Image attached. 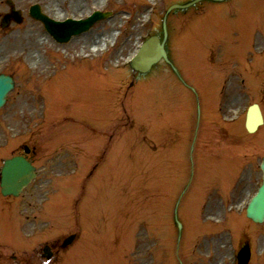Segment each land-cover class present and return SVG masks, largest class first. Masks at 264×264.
Wrapping results in <instances>:
<instances>
[{
	"label": "rangeland",
	"instance_id": "1",
	"mask_svg": "<svg viewBox=\"0 0 264 264\" xmlns=\"http://www.w3.org/2000/svg\"><path fill=\"white\" fill-rule=\"evenodd\" d=\"M187 1L11 0L10 7L8 0H0V74L12 75L16 82L0 109V169L5 159L21 154L20 146L29 132H35L40 145L32 156L38 177L25 195L0 197V264H235V255L245 242L251 244L249 264H264V222L246 217L249 199L262 179L257 165L264 156V125L250 136L241 135L242 123L229 130L223 121V114H234L227 112L229 108L242 112L253 102L264 104V66L247 70L243 53L220 56L228 53L219 49L212 60L210 51L206 54V65L225 73L223 77L238 70L237 89L246 90L244 96L250 98L229 104L235 106L228 109L224 106L218 117L207 116L204 130L200 127L196 137L193 166L189 148L195 125L199 121L202 126V108L196 109L193 91L182 87L165 62L142 76L135 87L129 80L138 74L129 69L123 73L112 70L130 60L143 34L157 33L170 4ZM34 4L50 18L61 16L58 19L65 14L82 18L92 10L115 14L69 42L59 43L48 36L42 22L29 16ZM152 6H158L154 23L144 29L142 23ZM14 7L21 12L22 22L2 28L4 16ZM169 15L172 59L201 101L202 42L212 35L233 38L235 26L243 28L235 29L240 37L251 32L254 40L264 38L255 32L264 31V0L203 2ZM115 42L102 61L80 60ZM260 45L264 48V41ZM116 81L119 88L112 86ZM169 117L173 122H185L184 128L170 119L161 125ZM55 131L83 137H90L93 131L123 134L108 151L104 169L94 171L88 179L91 164L73 172L71 157L67 160L70 153L61 154L57 149ZM125 134L133 138L129 146ZM133 143L138 146L136 151ZM89 145H77V163L83 164L84 157L90 156ZM126 147V172L115 167V172L108 173L114 167L113 159L121 162ZM91 149L96 157L101 145ZM72 157L76 162L75 155ZM251 165L255 166L252 176ZM105 173H111L109 179ZM176 206L183 224L181 236L173 213ZM25 217L32 221L29 230L36 231L25 236L33 238L30 243L17 236L18 222ZM57 228L59 233L52 235ZM72 234H77L73 245L57 250L56 255L52 249L50 258L44 255L45 245L54 240L61 243ZM8 243L11 247L3 246Z\"/></svg>",
	"mask_w": 264,
	"mask_h": 264
},
{
	"label": "water",
	"instance_id": "2",
	"mask_svg": "<svg viewBox=\"0 0 264 264\" xmlns=\"http://www.w3.org/2000/svg\"><path fill=\"white\" fill-rule=\"evenodd\" d=\"M196 1L195 0L192 3H189L184 6H175V7H187ZM215 1H222V0H215ZM173 8V7H172ZM171 8V9H172ZM166 18L164 20V29H165V35L163 41L160 40L159 37L155 36L150 38L142 47V49L139 51V53L136 55V57L132 60V67L136 70L146 72L152 67L153 64L160 61L162 58H164L166 61L170 62L169 57H167V52L165 49V42L167 38V32H166ZM94 20L86 23V26L83 30L86 28H89V25L92 24ZM80 31V29H79ZM14 87V80L10 76L6 75H0V108L4 106L6 103V97L7 94L11 91V89ZM253 109H251L250 114H253ZM255 117L250 123V117L248 119V127L249 130L253 131L257 128V124H260L262 122V116L260 114V111L258 110V107L255 105ZM253 116V115H252ZM264 170V163L261 165ZM34 167L27 162L22 157H16L11 160L6 161L3 169H2V189L4 194H14L18 195L23 187L27 186L28 183L31 181L34 173ZM259 192L252 197V200L250 202V205L248 206L247 215L248 217L252 218L254 221L261 222L264 220V183L262 186H260ZM72 238H70L67 242H70ZM246 247L242 249L240 253V264H248V261L250 259V250Z\"/></svg>",
	"mask_w": 264,
	"mask_h": 264
},
{
	"label": "flooded vegetation",
	"instance_id": "3",
	"mask_svg": "<svg viewBox=\"0 0 264 264\" xmlns=\"http://www.w3.org/2000/svg\"><path fill=\"white\" fill-rule=\"evenodd\" d=\"M220 48L226 47L227 49H231L233 48V46H237L238 48H245L248 50H246V52H244L246 54V57H249V60L251 59V55L256 54V52H254L256 48H259L256 44H254L253 42L246 40V41H233V40H218V43ZM260 52L262 53V55H264V49L260 50ZM238 72H234L232 71L231 74L228 77H223V75H220V82L224 83V90H228L226 94H224L225 96L223 97V104L229 105V104H236L237 101H239V97L236 95L232 94V89L229 90L230 88V84L233 83V79L235 80L234 83L237 81V74ZM225 74V73H224ZM229 74V73H228ZM211 79L209 77L204 76V80L203 83H205L206 85H211L210 84ZM244 82V81H243ZM264 90V87H263ZM204 103L205 105H207V102L209 100L210 95L206 94L204 95ZM58 245L57 243L52 245V248L54 249L55 252V248H57ZM57 252H55L56 255ZM54 255V256H55Z\"/></svg>",
	"mask_w": 264,
	"mask_h": 264
},
{
	"label": "bare ground",
	"instance_id": "4",
	"mask_svg": "<svg viewBox=\"0 0 264 264\" xmlns=\"http://www.w3.org/2000/svg\"><path fill=\"white\" fill-rule=\"evenodd\" d=\"M77 6H78V5H77ZM77 6H76V8H78ZM76 8H75V9H76ZM76 11H78V9H76ZM80 11H82V10H80ZM83 15H84V13H83ZM65 16H66V14H65L64 16H62V17L64 18ZM59 17H61V16H59ZM59 17H57V18H59ZM75 17H79V16H75ZM75 17H74V19H75Z\"/></svg>",
	"mask_w": 264,
	"mask_h": 264
}]
</instances>
